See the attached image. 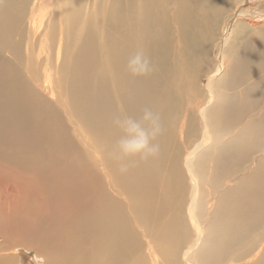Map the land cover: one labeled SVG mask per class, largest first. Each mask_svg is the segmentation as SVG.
Masks as SVG:
<instances>
[{
	"label": "bare ground",
	"instance_id": "1",
	"mask_svg": "<svg viewBox=\"0 0 264 264\" xmlns=\"http://www.w3.org/2000/svg\"><path fill=\"white\" fill-rule=\"evenodd\" d=\"M226 1L110 0L101 13L100 0H0V264L19 250L28 264H264V0H234L220 37H205L201 8L213 17ZM38 3L51 17L28 56ZM140 49L154 70L132 77ZM32 56L55 85L38 88ZM145 107L161 117L159 155L122 170L112 120ZM11 167L45 191L29 196Z\"/></svg>",
	"mask_w": 264,
	"mask_h": 264
},
{
	"label": "rangeland",
	"instance_id": "2",
	"mask_svg": "<svg viewBox=\"0 0 264 264\" xmlns=\"http://www.w3.org/2000/svg\"><path fill=\"white\" fill-rule=\"evenodd\" d=\"M233 1L234 0H227L226 1V3L223 5V9L222 10H220V11H218V13L217 14H215L213 17L212 16H206L205 15V13L203 12V10H202V8H201V12H202V16L206 19V21H207V25H206V27H205V30H204V35H205V37H209V36H211V35H216V38H218V37H220V33H218V34H215V33H217V29H218V27H219V25L221 24V23H223V25H224V22H225V19H226V16L228 15V14H231L233 11H234V7H233ZM109 2H110V0H100V3H99V7H98V12H101L102 13V10L104 9V7L107 5V4H109ZM38 7H39V3L37 4V6H36V10H35V22H36V24H39V26H40V24L42 25V26H40L39 27V30H38V35L36 36V39H35V41H34V43L32 44V46L30 45V46H27L26 44H25V42H24V50H25V52L28 54V56L30 55V53H31V49H32V53L34 54V55H36L37 54V52H39V47H40V45L42 44V41L40 42V38H42V35L44 34V32L46 31V29H47V22L48 21H50V17H51V10H50V12L49 13H47L49 10L48 9H46L45 8V4H44V6H40L39 7V9H38ZM44 8V14L45 13H47V16L45 17V19H43L42 18V16H41V11H42V9ZM83 9H86L85 7L83 8ZM27 16V15H26ZM39 17V18H38ZM41 19H42V21H41ZM56 20V18L54 17V20H53V22ZM43 21H44V24H43ZM80 21H81V23H88V21L86 20V19H80ZM33 22V21H32ZM100 22H101V25H102V29L104 28V25L102 24V21L101 20H98V22H97V24L96 25H93L92 23H90L95 29H98L99 31H101L100 29H99V24H100ZM42 27V28H41ZM72 28V27H71ZM30 29H31V27H30ZM32 30V29H31ZM203 30V29H202ZM201 30V31H202ZM33 31V30H32ZM203 32V31H202ZM202 34V33H201ZM68 36H69V39H71V37H72V34L71 33H69L68 34ZM46 42L47 41H45V43L44 44H46ZM216 42H218V40H216ZM33 46H36L35 48L33 47ZM221 47H222V49H223V44H221ZM37 52H36V51ZM46 49L44 48V49H42V52L43 51H45ZM228 50H232V48H230V49H227V51ZM220 52V49L218 48V50L217 51H215L214 50V52L212 53V55H213V57H212V59H213V61H214V63H216L215 62V60H214V58H215V54L216 53H219ZM221 54L223 55V51H221ZM6 55V57L8 58V54H5ZM33 55V56H34ZM245 55H246V50H244V54H243V56L242 57H245ZM32 56V58H30V59H32L31 61H30V68H29V73H32L31 72V70H32V68L35 70V68L37 69V72H41V73H43L44 74V76L43 75H39L38 76V82H37V86H38V88H39V86L41 87L42 85H47V86H50L51 85V83L53 84V85H55L54 84V82L52 81V80H55L56 81V77H57V73H55L54 72V70L52 71V72H49L48 74L44 71V65L43 64H40V65H37L36 64V62L34 61V57ZM67 56H69V52H67ZM50 59H53L54 61H55V59H56V56L54 55L53 57H49ZM46 62V58L43 60V63H45ZM203 63H205L206 64V62H203ZM213 62H211V64H212ZM255 78H257V77H253V79L255 80ZM203 81H205L204 80V78L203 77H201L200 78V80H199V84L200 85H202L204 82ZM186 85V88L187 89H193V91H194V85L192 86V83L191 82H188V83H186L185 84ZM198 88H199V86H197ZM200 87H202V86H200ZM246 88V86L244 85L243 87H242V89H245ZM183 92H184V90H183ZM242 92V91H241ZM239 93V94H241V95H243L245 98H246V100H249L250 98H251V96L250 95H246L245 96V94H242V93ZM180 95H182V92H180L179 93ZM194 92H190V93H188L186 96H185V98L186 97H188V98H190V99H185L184 97H183V99L184 100H186V101H189V104H196L197 103V100H200V97H197V98H195L194 97ZM61 96L63 97V95L61 94ZM184 96V95H183ZM64 98V97H63ZM203 101V100H202ZM215 101H217L216 99H214L213 100V102H215ZM212 102V103H213ZM204 103H207V99H205L203 102H202V104H204ZM262 105H264V94H263V99H262ZM183 108H184V105H183V102H181V104H180V107L178 108V111H177V113H176V115L178 116V119H177V121L175 122L176 123V125H177V123L179 122V120H180V122L182 121V119H183ZM226 112V111H225ZM228 113V112H227ZM230 116L232 117V118H234V116L232 115V114H230ZM194 124H196V130H198V128L200 127V121H199V119H197V116H196V119L194 120ZM205 125H209V127H210V130H211V133L212 134H215V133H217V131L215 132L214 131V125H211V124H205ZM229 127V122H227V121H225V126L223 127V129H227ZM176 128V127H175ZM175 139H176V143L179 145V147H180V144L181 143H179V139H178V136H177V130H176V137H175ZM190 146H191V144H189L188 143V147H189V149H190ZM241 146H243V144L241 145ZM180 149H181V147H180ZM239 151V150H238ZM240 152V151H239ZM225 153L227 154V152L225 151ZM3 169V168H2ZM233 170H237V169H233ZM9 171H11V173L13 172V174H20V175H22V177H20V176H17L16 177V179L20 182V184L23 186V187H25V185H26V187L27 188H29V193H28V195L29 196H37L38 194H41L42 193V191H43V188H44V181L43 182H41L40 180H37L36 182H34V181H32L28 176H26L23 172H24V169L22 170V171H20V170H16V169H14V167H11L10 169H9ZM15 172V173H14ZM181 172H182V175H183V171L181 170ZM231 174H233V173H230L229 171H228V173L226 174V175H224L223 176V178H225L226 176H229V175H231ZM24 175V176H23ZM25 176L27 177V182L25 181ZM19 178V179H18ZM21 178H22V181H21ZM24 179V180H23ZM88 180L90 181V179L88 178ZM223 181V179H217V178H212L211 179V181L209 182V185H211L213 182H216V184H217V187L221 184V182ZM34 183V184H33ZM5 184H10V181H8V180H6V179H0V185L2 186V185H5ZM24 184V185H23ZM208 187V189H209V186H207ZM212 188V187H211ZM42 189V190H41ZM213 189V188H212ZM210 190V189H209ZM35 191V192H34ZM45 191V190H44ZM43 191V192H44ZM211 191V190H210ZM51 192H54V193H51ZM50 193H48L49 194V196H56V192H58L57 191V189H54L53 191H51ZM53 194V195H52ZM215 194V193H214ZM213 194V195H214ZM57 195H59V194H57ZM213 195H211V196H206V199H205V204H207V205H210L211 203H213L214 202V200H215V198L216 197H218V196H213ZM60 196V195H59ZM210 201V202H209ZM209 218H211V215H204L202 218H197L198 219V223L199 224H201V225H203V226H206V223L209 221ZM247 235V234H246ZM250 235H251V238H253L254 236H255V234L254 233H250ZM192 239V238H191ZM191 239L189 240V242L191 241ZM189 242H188V244H189ZM17 253H18V256H17V254H16V258L18 259L17 260V262H18V264H23V259H24V261L26 260V259H32L31 257H34V252L33 251H31V250H28V251H26V252H24V251H22V250H19V251H17ZM21 255L23 256V257H21ZM24 264H28V262L27 261H25L24 262Z\"/></svg>",
	"mask_w": 264,
	"mask_h": 264
},
{
	"label": "clouds",
	"instance_id": "3",
	"mask_svg": "<svg viewBox=\"0 0 264 264\" xmlns=\"http://www.w3.org/2000/svg\"><path fill=\"white\" fill-rule=\"evenodd\" d=\"M125 67L132 77H143L154 70L150 57L143 49L130 56ZM112 125L121 133L114 145L112 157L122 170L133 159L147 161L159 155L158 138L163 126L160 114L154 109L145 107L138 118L119 114L113 118Z\"/></svg>",
	"mask_w": 264,
	"mask_h": 264
}]
</instances>
